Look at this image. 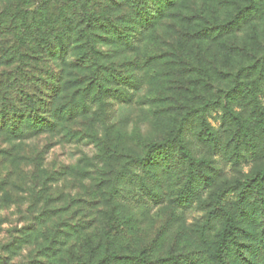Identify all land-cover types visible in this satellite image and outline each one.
Masks as SVG:
<instances>
[{
    "label": "rangeland",
    "instance_id": "1",
    "mask_svg": "<svg viewBox=\"0 0 264 264\" xmlns=\"http://www.w3.org/2000/svg\"><path fill=\"white\" fill-rule=\"evenodd\" d=\"M239 1L179 0L158 17L153 29L143 30L144 37L129 45L118 31V42L98 40L91 50L77 49L96 55L65 69L71 84L62 85L66 99L58 106L70 107V119L60 121L53 132L27 139L0 135V264H214L211 252L224 219L208 220L210 205L216 193L235 187V180L245 184L242 195H247L245 212L239 211L235 222L262 223L249 179L264 169V137L257 138L259 151L253 160L234 162L228 124L222 119L233 71L253 58L242 45L256 41V56L264 46L262 25L257 33L252 26L235 32L226 28ZM38 3L0 0V76L16 74L11 60L19 52L25 51V65L41 57L12 46L21 34L6 16ZM21 41L27 48V39ZM68 59L74 58L68 54ZM43 63L58 73L56 61ZM90 63L97 71L87 82ZM28 68L22 66L20 74L28 76ZM207 125L225 138L224 150L197 138L195 132ZM171 129L184 134L198 157L210 159L204 171L211 172L215 160L223 175L213 182L209 178L206 191L189 201L183 190L177 192L183 189L184 167L178 161L168 186L157 192L153 185L146 191L163 201L145 208L138 202L142 194H132L133 181L142 174L137 162L147 143H162ZM193 177L202 181L198 171ZM234 226L235 236H247ZM248 237L247 246H229L227 264H264V244ZM242 253L254 257L246 259Z\"/></svg>",
    "mask_w": 264,
    "mask_h": 264
},
{
    "label": "trees",
    "instance_id": "2",
    "mask_svg": "<svg viewBox=\"0 0 264 264\" xmlns=\"http://www.w3.org/2000/svg\"><path fill=\"white\" fill-rule=\"evenodd\" d=\"M178 1L39 0L31 10L23 11L18 7L17 11L8 12L6 16L9 21L6 22L9 24L16 22L18 24L16 28H19L21 34L17 35L12 46H18L20 50L30 49L36 56L41 57L32 59L31 63L27 61L28 65H25L24 58H21L25 51L19 52L18 58L15 61L11 60L17 66V75L0 76V135L4 134L7 140L27 139L45 132H53L60 121H68L72 116L70 107L67 108L64 103L60 108L58 106L59 102L66 99L61 95L64 92L61 90L62 85L66 87L71 84V79L65 80V69L75 68L77 66L75 60L83 61L93 54V51L81 53L82 51L77 49L83 47L91 50L98 40L106 43L118 42V31L124 36L123 42H129V45L130 42L144 37L143 30L153 29L158 23V17L166 10L177 6ZM118 10H122L121 15H118ZM119 23L123 25L118 29ZM208 24L210 22H205L206 26ZM222 24L220 23L219 26ZM260 25L264 26V0H240L234 3L233 13L227 20L226 28L235 32L240 28L252 26L257 33ZM99 34H102V37ZM21 38L27 39V48L24 47ZM255 42L252 40V43L247 42L242 45L245 52L254 53L253 58L249 63L244 64L245 66L241 65L233 71L232 82L227 89L228 101L221 106L222 119L228 124L229 143L231 140L233 144L234 162L241 159L246 162L253 160L259 151L257 138L264 137V105L261 103L264 97V46L261 47V54L256 56L257 53L252 47ZM79 43L82 45H78ZM233 47L236 50L237 47ZM68 54L74 58L72 61L68 59ZM76 55L79 57L76 58ZM42 60L56 61L60 68L58 73H54ZM39 63L44 65L40 66ZM89 65L92 69L86 79L87 82L97 71L94 63ZM22 66L29 67L26 77L23 76L24 73L19 72ZM101 89L105 88L101 87ZM83 97L84 95H81L82 101H84ZM83 109L81 107V111ZM195 134L211 148L224 150L226 147L225 138L222 139L219 131L208 125ZM184 140V134L180 135V131L175 132L171 129L162 143L150 142L145 145L143 156H140L137 162L138 171L142 174L137 175L136 180L133 181L132 191V194L138 195L137 198L142 194L143 198L138 202L144 204L145 208L163 201L153 199L146 191L153 185L157 192L163 186H168L171 173L178 161L182 160L184 165L181 169L183 189L176 190L177 192L183 190V194L190 197L189 201L206 191L210 186L207 182L209 178L223 175L224 169L215 160L213 167H210L211 172L204 171L205 166H209L210 159L205 156L198 157L189 143H185ZM142 161H145L143 165H141ZM194 166H197L198 170L194 171ZM197 171L201 182H197L198 179L193 177V173ZM249 181H251L249 186L257 195L260 217L263 221L258 225L252 221L248 226L244 222L238 224L235 222L239 211L245 212L247 198L246 194L242 195L246 187L240 180H235V187L216 193L212 198L214 202L210 205L208 220L224 219V225L211 252L214 264H227L226 250L230 245H234L236 250L239 249V244L247 246L248 236H252L259 246L264 244V232H260L261 227H264V169L257 171ZM145 198L147 201H144ZM235 224L236 230L246 234V237L235 236ZM242 256L246 259L254 257L253 253H242Z\"/></svg>",
    "mask_w": 264,
    "mask_h": 264
}]
</instances>
